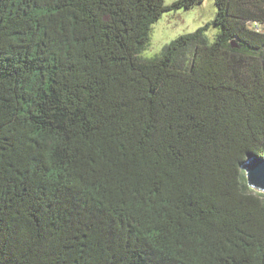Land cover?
<instances>
[{
	"label": "trees",
	"instance_id": "16d2710c",
	"mask_svg": "<svg viewBox=\"0 0 264 264\" xmlns=\"http://www.w3.org/2000/svg\"><path fill=\"white\" fill-rule=\"evenodd\" d=\"M202 1L0 0V264H264V0L142 56Z\"/></svg>",
	"mask_w": 264,
	"mask_h": 264
},
{
	"label": "rangeland",
	"instance_id": "374dc122",
	"mask_svg": "<svg viewBox=\"0 0 264 264\" xmlns=\"http://www.w3.org/2000/svg\"><path fill=\"white\" fill-rule=\"evenodd\" d=\"M176 0H165L169 6ZM215 0H203L192 8H182L177 11H166L161 19L153 25L150 44L142 52L144 58L160 55L164 48L181 35L193 33L208 23H212L216 16ZM218 28L211 25L206 31L210 42L215 40Z\"/></svg>",
	"mask_w": 264,
	"mask_h": 264
},
{
	"label": "water",
	"instance_id": "95a60500",
	"mask_svg": "<svg viewBox=\"0 0 264 264\" xmlns=\"http://www.w3.org/2000/svg\"><path fill=\"white\" fill-rule=\"evenodd\" d=\"M242 168L249 186L264 192V154L253 155Z\"/></svg>",
	"mask_w": 264,
	"mask_h": 264
}]
</instances>
